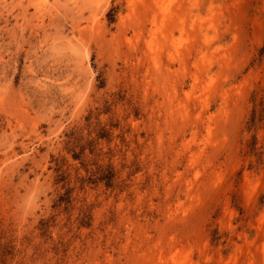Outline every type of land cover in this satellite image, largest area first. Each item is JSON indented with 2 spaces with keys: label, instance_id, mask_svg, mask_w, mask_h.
I'll return each mask as SVG.
<instances>
[{
  "label": "rangeland",
  "instance_id": "374dc122",
  "mask_svg": "<svg viewBox=\"0 0 264 264\" xmlns=\"http://www.w3.org/2000/svg\"><path fill=\"white\" fill-rule=\"evenodd\" d=\"M0 264H264V0H0Z\"/></svg>",
  "mask_w": 264,
  "mask_h": 264
}]
</instances>
